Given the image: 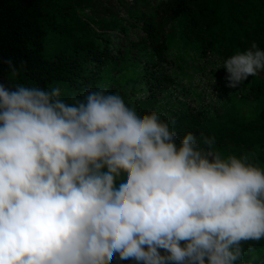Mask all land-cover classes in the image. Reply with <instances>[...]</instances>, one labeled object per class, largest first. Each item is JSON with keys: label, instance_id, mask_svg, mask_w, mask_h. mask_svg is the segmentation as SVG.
<instances>
[{"label": "clouds", "instance_id": "obj_1", "mask_svg": "<svg viewBox=\"0 0 264 264\" xmlns=\"http://www.w3.org/2000/svg\"><path fill=\"white\" fill-rule=\"evenodd\" d=\"M11 78L23 63L3 61ZM227 86L264 50L223 61ZM0 83V264H245L264 239V167L177 133L119 93ZM203 145V146H202ZM160 250H163L161 252Z\"/></svg>", "mask_w": 264, "mask_h": 264}, {"label": "trees", "instance_id": "obj_2", "mask_svg": "<svg viewBox=\"0 0 264 264\" xmlns=\"http://www.w3.org/2000/svg\"><path fill=\"white\" fill-rule=\"evenodd\" d=\"M254 42L264 50V0H0V83L60 86L70 103L88 90L124 87L138 110L158 111L169 122L177 143L187 132L201 144L214 137L222 157L248 154L264 167V71L238 86L245 91L240 102L254 106L250 116L234 108L236 98L221 107L191 105L188 83L191 73ZM8 58L24 62L20 77H10ZM190 62L193 70L185 68ZM242 246L245 264L264 254V239Z\"/></svg>", "mask_w": 264, "mask_h": 264}, {"label": "rangeland", "instance_id": "obj_3", "mask_svg": "<svg viewBox=\"0 0 264 264\" xmlns=\"http://www.w3.org/2000/svg\"><path fill=\"white\" fill-rule=\"evenodd\" d=\"M156 1H159V0H156ZM120 43H121V40L119 39L116 45L119 46ZM222 64H223V61H216L213 64H209L208 66H206L205 67L206 70L204 72L191 73V79L188 80V83L191 86L190 89L194 93L193 97H191V98H194L193 100L191 99L193 101V102H190L191 105L195 104V106H197L199 102H202L203 105L214 104L216 106L221 107L227 98H230V99L236 98L237 100L236 102L231 101L232 104L234 105V108L239 113L242 112L244 116L253 115L254 106L241 103L239 100L241 96L245 95L244 89H240L238 87L237 88L228 87L227 81L225 79L226 72H224L222 75L212 74V71L214 70H215V74H216V71L218 70L225 71V69L223 68L219 69L222 66ZM189 67L190 68L188 67H185V68H187L188 70L190 69L193 70L194 68H196L191 62L189 64ZM188 83H187V86H189ZM126 86H128L127 89L131 88L130 84H126ZM125 90L126 89L124 87L122 89L120 87L118 90L119 91L118 93L124 97L125 102L127 103L129 101L126 98V92L128 90L126 91ZM139 94L145 95V92L138 91L137 95ZM195 96H197V98L201 100L199 101L195 99ZM242 104L244 105L243 108H242ZM220 112H222V109H220ZM160 251L163 252V250H160ZM250 264H264V254L260 258H256V262L253 261V262H250Z\"/></svg>", "mask_w": 264, "mask_h": 264}]
</instances>
